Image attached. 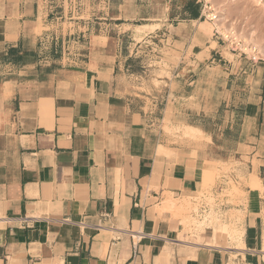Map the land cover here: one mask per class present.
<instances>
[{"label":"crops","instance_id":"0c3cea01","mask_svg":"<svg viewBox=\"0 0 264 264\" xmlns=\"http://www.w3.org/2000/svg\"><path fill=\"white\" fill-rule=\"evenodd\" d=\"M37 10L36 0H0V60L21 54ZM200 21L167 18V33L141 41L158 37L175 48L169 54L178 58L177 68L194 58L198 66L200 52H209L203 62L218 53ZM132 54L122 50L119 35L107 36L98 50L68 66L34 65L28 79L0 82V264H226L230 255L264 264L261 190L246 186L243 197L213 205L221 216L240 217L238 247L217 239L224 228L185 225L211 211L198 196L213 162L233 160L237 171L259 177L264 187V65L231 66L220 56L223 64L205 67H221L219 89L217 78L213 92L201 89L211 96L217 90V107L206 102L175 116L217 141L211 156L204 148L167 143L157 100L133 92ZM190 79L189 72L173 70L165 82L178 87L180 80L188 88ZM167 98L173 104L171 94ZM178 103L189 104L185 98ZM208 186L214 193L229 184L213 179ZM186 202L201 203L198 215L183 208Z\"/></svg>","mask_w":264,"mask_h":264},{"label":"rangeland","instance_id":"374dc122","mask_svg":"<svg viewBox=\"0 0 264 264\" xmlns=\"http://www.w3.org/2000/svg\"><path fill=\"white\" fill-rule=\"evenodd\" d=\"M36 1L38 10L33 17V27L26 29L27 36L25 35L18 48L21 54L7 59L8 61L0 60V82L16 78L28 79L30 73L34 71V65L46 67L48 64L53 65V61H58L61 65L68 66L75 62V59L80 60L87 50H98L107 36L119 35L122 50L133 51V57L136 55V61L130 69V79L135 87L133 92L155 97L158 102L156 110L162 116L161 131L167 143L173 146L204 148L211 156L215 155L216 148L213 144L217 147L216 140L211 141L198 128L191 126L192 128L189 129L190 125H182L175 116L179 117L182 112L189 113L190 109L196 111L202 109V105L206 102L212 110L217 107L220 101L217 90L214 96H211L209 92H213L214 78H217L215 84L217 89L218 83L223 82L225 74L223 72L215 75L214 69L210 68L223 64L224 61L219 62V60H227L225 53L231 54V66H235L236 61L248 65L251 63L264 65V0L261 2L259 0ZM186 4H188L187 7ZM49 13H51V19L43 23L42 20L47 18ZM210 15H214L215 20L208 19ZM199 16H201L200 23H203L205 31L211 37V49H216L218 52L213 55L214 61L210 59L203 62L209 56L207 49L196 55L197 62H202L198 66L194 58L188 66L183 63L177 68L178 58L169 54L170 50L175 49L171 44L158 42V37L147 40L148 42L141 41L146 34L155 37V35L167 33L165 29L169 22H164L167 18L178 21L184 17L193 20ZM131 21H134V25L148 26H135L134 30H129L128 27L120 25L131 24ZM163 24L166 26H162ZM215 24L219 26V29ZM115 25L118 26L115 27ZM130 33L135 36V40L128 42L132 44L129 48L128 43L123 41V37ZM232 34L236 35V39ZM207 66L210 68H205ZM204 68L208 69L207 72L213 76V78L210 77L212 80L204 77L206 72ZM173 70H178L179 73L189 72L192 76L190 82L194 81L193 87H183L184 83L180 80L177 81L178 87L173 85V80L169 86V83L165 81L169 82ZM203 70L205 72H202ZM202 88H206L209 92L201 90ZM191 91L193 93H189ZM185 92L189 93L188 96ZM169 94L175 99L173 104L167 98ZM180 98L187 99L189 104H181L184 100L178 103ZM224 98L222 96V99ZM227 100L228 98L225 101ZM186 107L190 109L186 110ZM225 146L229 148L233 145L226 142ZM238 167L240 165L233 160L227 164L219 161L211 164L207 179L204 180L198 196H204V203L209 205L211 211L208 214L205 213L201 219L198 216L189 218L185 224L197 231L206 223L214 229L224 228L225 234L219 232L216 237L218 240H223V244L229 247L239 246L242 229L238 225L240 217L237 214L221 216L212 211L213 205L221 202L224 197L229 199H233L234 196L243 197L246 186L252 190L264 192L259 177L255 175L246 177L245 174L237 171ZM213 179H226L229 187L212 193L208 181ZM200 205L201 203H197L192 206L186 202L183 203V208H191L197 214ZM230 257L226 264H243V261L237 260L236 255H230Z\"/></svg>","mask_w":264,"mask_h":264},{"label":"bare ground","instance_id":"6f19581e","mask_svg":"<svg viewBox=\"0 0 264 264\" xmlns=\"http://www.w3.org/2000/svg\"><path fill=\"white\" fill-rule=\"evenodd\" d=\"M257 1H258V0H257ZM259 1L261 2V0H259ZM215 25H216L217 28L219 29V26H218L217 24H215ZM150 28H151V26H150ZM142 32H143V31H142ZM232 35H233V34H232ZM233 37H235V39H236V35H233ZM245 50H246V49H245ZM225 56H226V58H227L228 61L231 60V54L225 53ZM220 69H221L220 66H216V67L214 68L213 73H214V72L217 73ZM204 70H205V68H204ZM204 70L202 71V72H205V71H206V72H205V75L203 74L204 77H205V78H208V79H210V80H212L211 78H213V76H211L210 73L207 72L208 69L205 70V71H204ZM210 72H211V71H210ZM201 74H202V73H201ZM202 77H203V76H201V78H202ZM210 77H211V78H210ZM199 79H200V78H199ZM195 84H196V83H195ZM191 128H192V127L190 126L189 129H191ZM187 129H188V128H187Z\"/></svg>","mask_w":264,"mask_h":264},{"label":"built area","instance_id":"2783aa9c","mask_svg":"<svg viewBox=\"0 0 264 264\" xmlns=\"http://www.w3.org/2000/svg\"><path fill=\"white\" fill-rule=\"evenodd\" d=\"M208 18V17H207ZM211 18V19H210ZM210 20H215V16L214 15H210V17L208 18ZM243 54V52H241Z\"/></svg>","mask_w":264,"mask_h":264}]
</instances>
